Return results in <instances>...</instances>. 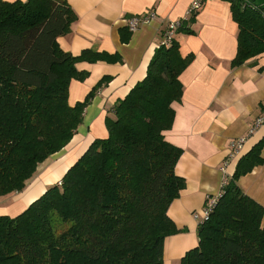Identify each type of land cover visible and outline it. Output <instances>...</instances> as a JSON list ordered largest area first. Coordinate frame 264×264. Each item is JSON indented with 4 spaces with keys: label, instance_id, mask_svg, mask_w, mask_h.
<instances>
[{
    "label": "trees",
    "instance_id": "trees-1",
    "mask_svg": "<svg viewBox=\"0 0 264 264\" xmlns=\"http://www.w3.org/2000/svg\"><path fill=\"white\" fill-rule=\"evenodd\" d=\"M225 1L239 27L231 63L239 66L264 53V7ZM68 5L0 0V196L22 191L82 124L94 92L69 104L70 83L88 76L77 64L116 59L62 50L57 40L77 20ZM195 16L177 33L192 34ZM193 60L177 41L159 46L147 76L106 118L108 137L92 143L62 185L22 214L0 216V264H164L165 239L179 232L167 209L186 186L174 171L182 151L164 133L175 120L172 104L183 96L179 79ZM263 149L264 138L239 160L209 220L199 224V245L181 264H264V207L238 181L264 164Z\"/></svg>",
    "mask_w": 264,
    "mask_h": 264
},
{
    "label": "crops",
    "instance_id": "crops-1",
    "mask_svg": "<svg viewBox=\"0 0 264 264\" xmlns=\"http://www.w3.org/2000/svg\"><path fill=\"white\" fill-rule=\"evenodd\" d=\"M62 1L77 16L70 33L57 40L62 50L75 57L91 49L116 59L77 64V70L88 76L84 81L70 83L69 104L75 106L94 92L82 124L63 150L38 166L22 191L0 196L2 217L25 212L64 179L94 141L108 137L105 120L114 117L113 107L147 76L166 27L184 19L194 2ZM196 14L188 24L192 34L178 32L174 40L180 44L181 55L193 54L194 60L179 79L183 96L172 104L175 120L164 133L166 140L182 151L174 171L186 184L167 209L179 232L165 239L164 264H181L186 253L199 245L197 234L203 208L210 198L222 192V181L234 175L239 160L264 138V124L249 134V128L264 114V53L242 65L231 64L237 55L239 27L229 2L203 0V7ZM138 16L151 19L132 34L126 21ZM129 36V40H124ZM241 137H247L243 149L235 157L230 156V142ZM262 154L264 157V149ZM238 181L245 194L264 207V164Z\"/></svg>",
    "mask_w": 264,
    "mask_h": 264
},
{
    "label": "built area",
    "instance_id": "built-area-1",
    "mask_svg": "<svg viewBox=\"0 0 264 264\" xmlns=\"http://www.w3.org/2000/svg\"><path fill=\"white\" fill-rule=\"evenodd\" d=\"M203 7V0H194V2L191 4L190 8L188 9L187 13H186V17L182 20H177V21H172L168 24V26L166 27V30L163 32L162 34V40L161 43L159 44V46H163L166 48H170L173 45V42L176 38V34L177 31L181 28L182 24L184 22H187L190 20V18H192L193 16L197 15L196 13L199 12ZM154 18V16H153ZM151 18L150 17H132L129 18L126 23H127V29L131 32V33H135L139 30V27L144 24L145 22L149 21ZM264 124V114L261 115L255 122L254 126L250 127V131L249 134H253L256 131V128H260L261 125ZM247 140V137H241L237 140H235V142H230L231 143V155L232 157H235L236 154H238L244 147L245 141ZM228 178H225V180H223V187L224 185L227 183ZM58 185H62V181L59 182ZM222 194V192L220 193ZM220 194H218L217 196H214L212 198H210L207 202V205L203 211V217L199 222H203V221H207L209 220L211 213L213 212V208L216 207L219 198H220Z\"/></svg>",
    "mask_w": 264,
    "mask_h": 264
},
{
    "label": "rangeland",
    "instance_id": "rangeland-1",
    "mask_svg": "<svg viewBox=\"0 0 264 264\" xmlns=\"http://www.w3.org/2000/svg\"><path fill=\"white\" fill-rule=\"evenodd\" d=\"M262 2H264V0H255L253 3L254 5H260ZM261 6H264V5H261Z\"/></svg>",
    "mask_w": 264,
    "mask_h": 264
}]
</instances>
